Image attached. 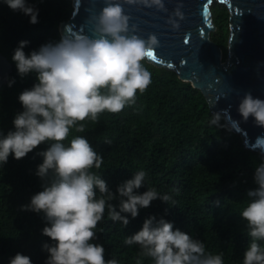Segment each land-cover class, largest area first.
I'll return each mask as SVG.
<instances>
[{
	"label": "clouds",
	"instance_id": "obj_1",
	"mask_svg": "<svg viewBox=\"0 0 264 264\" xmlns=\"http://www.w3.org/2000/svg\"><path fill=\"white\" fill-rule=\"evenodd\" d=\"M101 2L103 7L87 17L86 33L83 29L66 30L58 41L47 42L28 54L23 51L28 41H21L12 55L17 74L21 78L34 74L36 82L18 96L23 110L15 115L13 130L0 132V167L10 154L19 161L41 144L48 145L36 153L42 158L35 172L42 190L21 207V211L43 215L46 226L42 235L50 240L42 246L47 253L44 264H119L116 258L105 260L104 247L92 242L97 239V225L105 209L111 221L126 227L128 216L136 218L140 209L157 199L168 205L176 203L171 195H161L151 187L137 194L136 190L145 186L147 173L143 170L132 174L114 194L100 175L91 171L101 169L104 159L87 138L75 136L68 145L64 143L71 129L85 131L83 121L98 122L104 112L118 114L136 104L137 93L142 95L152 83L143 61L160 42L154 33L146 39L137 34L124 5L167 14L164 0ZM3 3L29 16L30 24L38 23V10L26 0ZM182 8L181 0H177L167 15L165 23L172 31L178 30L185 18ZM237 111L243 121L251 117L256 126L264 128V100L245 93ZM220 120L217 113L210 123L220 126ZM104 143L111 145L112 141L105 139ZM255 145L264 151V137L257 138ZM253 182L256 187L246 193L249 199L240 212L251 241L243 252L242 264H264V246L260 243L264 242V161L255 168ZM171 191L178 193L179 189ZM117 200L118 211L112 203ZM124 244L138 245V255L151 258L153 264H224L223 252L206 251L201 240L173 230V224L162 218L145 219L142 228L126 237ZM10 264H31V260L18 253Z\"/></svg>",
	"mask_w": 264,
	"mask_h": 264
},
{
	"label": "trees",
	"instance_id": "obj_2",
	"mask_svg": "<svg viewBox=\"0 0 264 264\" xmlns=\"http://www.w3.org/2000/svg\"><path fill=\"white\" fill-rule=\"evenodd\" d=\"M38 10V23H29V16L8 8L0 0V52L12 63L9 80L0 88V132L13 130L12 121L23 109L19 94L36 82L34 74L21 78L12 61L19 42L28 41L23 51L28 54L41 45L58 41L59 23L72 14V0H26ZM216 30L210 38L226 56L229 12L224 4L214 1L211 6ZM152 83L136 104L126 106L120 113L100 114L99 121L85 120L83 133L70 130L67 140L84 136L94 150L102 155L101 169H91L100 175L114 194L117 187L131 179L139 170L147 173L145 186L136 190L143 194L155 188L159 194H169L175 205L159 199L136 218L128 216L123 227L113 222L105 209L97 225V239L105 249V260L116 258L119 264H153L151 258L140 257L138 245H125L124 239L137 233L148 217L164 219L173 230L189 234L205 244L206 251L223 252L224 264H242L243 252L251 242L246 222L240 212L246 206V193L254 189L255 168L262 155L246 149L240 135L225 122L210 123L212 113L206 98L191 83L181 81L176 73L157 67L146 60ZM14 81L9 87V82ZM112 141L111 145L104 143ZM47 144H41L17 161L10 154L0 167V264H10L16 254L27 256L31 264H44L47 253L42 250L49 238L42 235L46 226L43 215L21 211L33 195L42 190L35 175L42 158L36 156ZM178 188L179 192L171 190ZM218 202V203H217ZM117 205L118 200L113 201ZM126 215V214H125ZM102 230V231H101ZM264 246V242H260Z\"/></svg>",
	"mask_w": 264,
	"mask_h": 264
},
{
	"label": "water",
	"instance_id": "obj_3",
	"mask_svg": "<svg viewBox=\"0 0 264 264\" xmlns=\"http://www.w3.org/2000/svg\"><path fill=\"white\" fill-rule=\"evenodd\" d=\"M214 1L225 4L229 12L225 57L210 38L216 30L211 10ZM164 2L167 14L124 5L137 34L146 39L154 33L160 42L145 60L174 71L181 81L199 89L210 111L222 114L244 147L259 152L264 161V151L255 145L257 138L264 137V128L256 126L251 117L243 121L237 111L245 93L264 100V0H181L185 18L176 31L165 21L177 0ZM72 6L70 18L59 23L61 36L66 30L83 29L86 33L88 15L98 12L103 4L101 0H72ZM11 71L12 63L0 52V88L8 82Z\"/></svg>",
	"mask_w": 264,
	"mask_h": 264
},
{
	"label": "flooded vegetation",
	"instance_id": "obj_4",
	"mask_svg": "<svg viewBox=\"0 0 264 264\" xmlns=\"http://www.w3.org/2000/svg\"><path fill=\"white\" fill-rule=\"evenodd\" d=\"M225 5V4H224ZM226 6V5H225Z\"/></svg>",
	"mask_w": 264,
	"mask_h": 264
},
{
	"label": "snow or ice",
	"instance_id": "obj_5",
	"mask_svg": "<svg viewBox=\"0 0 264 264\" xmlns=\"http://www.w3.org/2000/svg\"><path fill=\"white\" fill-rule=\"evenodd\" d=\"M151 55H152V53H151Z\"/></svg>",
	"mask_w": 264,
	"mask_h": 264
}]
</instances>
